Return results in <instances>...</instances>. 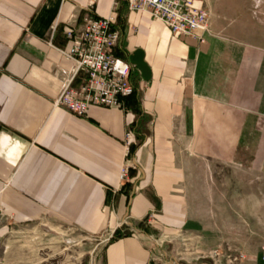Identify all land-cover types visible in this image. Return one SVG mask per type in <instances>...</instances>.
Masks as SVG:
<instances>
[{
    "label": "crops",
    "instance_id": "1",
    "mask_svg": "<svg viewBox=\"0 0 264 264\" xmlns=\"http://www.w3.org/2000/svg\"><path fill=\"white\" fill-rule=\"evenodd\" d=\"M191 1L209 31L173 33L127 0H0V257L11 229L56 222L98 238L99 264H160L164 241L190 248L211 231L193 202L203 160L264 177V32L241 19L245 0ZM88 12L116 16L115 54L141 51L150 76L130 62L127 108L76 116L55 100L85 78L64 51ZM243 254L264 264L262 250Z\"/></svg>",
    "mask_w": 264,
    "mask_h": 264
},
{
    "label": "rangeland",
    "instance_id": "2",
    "mask_svg": "<svg viewBox=\"0 0 264 264\" xmlns=\"http://www.w3.org/2000/svg\"><path fill=\"white\" fill-rule=\"evenodd\" d=\"M244 3L241 19H250L257 25L254 30L263 33L264 0ZM201 166L204 184L193 189V202L211 231L205 238L193 237L190 248L184 245L189 239L164 241L162 249L155 253L157 259H163L160 264H239L241 260L230 259L243 252L262 250L264 177L254 180L258 176L246 166L237 168L231 163L203 160ZM101 253L98 238L87 237L65 224L41 222L11 229L0 264H99Z\"/></svg>",
    "mask_w": 264,
    "mask_h": 264
},
{
    "label": "built area",
    "instance_id": "3",
    "mask_svg": "<svg viewBox=\"0 0 264 264\" xmlns=\"http://www.w3.org/2000/svg\"><path fill=\"white\" fill-rule=\"evenodd\" d=\"M129 8L135 11L149 12L169 26L173 33L192 34L200 29L209 31L210 13L194 6L191 0H127ZM91 4L96 0H90ZM116 16H97L92 12L82 18L79 29L68 31L72 45L64 53L75 61V74L84 73L85 78L74 84V78L67 81L55 100L57 106L67 108L76 116H85L93 105L127 108L125 100L133 95L136 88L131 81V63L115 54L121 33L114 28ZM204 41L203 36L199 37ZM127 143L134 136L133 127L127 131ZM134 164H127L121 172L126 179ZM264 259V245L262 246ZM240 253L230 259L231 262L243 260Z\"/></svg>",
    "mask_w": 264,
    "mask_h": 264
},
{
    "label": "water",
    "instance_id": "4",
    "mask_svg": "<svg viewBox=\"0 0 264 264\" xmlns=\"http://www.w3.org/2000/svg\"><path fill=\"white\" fill-rule=\"evenodd\" d=\"M129 60L132 64H134L135 66H137L142 74H143V78L145 80L149 79V67L147 65V63L144 60L143 57V53L141 51H137L135 53H133L132 55H130Z\"/></svg>",
    "mask_w": 264,
    "mask_h": 264
},
{
    "label": "trees",
    "instance_id": "5",
    "mask_svg": "<svg viewBox=\"0 0 264 264\" xmlns=\"http://www.w3.org/2000/svg\"><path fill=\"white\" fill-rule=\"evenodd\" d=\"M118 19V18H117ZM119 19H120V17H119ZM117 27V25H116V23L114 24V28H116ZM137 96V90L135 91V93L133 94V95H131V96H129V97H127L126 98V100L129 98H132V97H136ZM136 99V98H135ZM135 106V107H134ZM134 109L136 110V111H139V109H138V104H137V101L136 100H134ZM133 150V146H131V151ZM143 224V223H142ZM131 233L129 232V231H122V229H117L116 231H115V233H114V235H113V237H112V239H116V238H120V237H123V236H128V235H130ZM111 239V240H112Z\"/></svg>",
    "mask_w": 264,
    "mask_h": 264
}]
</instances>
